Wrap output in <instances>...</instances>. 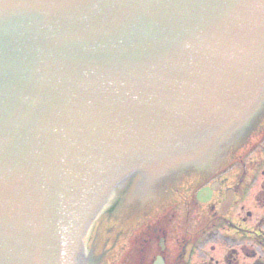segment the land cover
Masks as SVG:
<instances>
[{"label":"water","instance_id":"1","mask_svg":"<svg viewBox=\"0 0 264 264\" xmlns=\"http://www.w3.org/2000/svg\"><path fill=\"white\" fill-rule=\"evenodd\" d=\"M263 92L264 0H0V264H78L117 176Z\"/></svg>","mask_w":264,"mask_h":264},{"label":"flooded vegetation","instance_id":"2","mask_svg":"<svg viewBox=\"0 0 264 264\" xmlns=\"http://www.w3.org/2000/svg\"><path fill=\"white\" fill-rule=\"evenodd\" d=\"M238 133L206 168L172 166L120 183L87 238L88 264H264V107ZM221 236L226 250L216 255Z\"/></svg>","mask_w":264,"mask_h":264},{"label":"rangeland","instance_id":"3","mask_svg":"<svg viewBox=\"0 0 264 264\" xmlns=\"http://www.w3.org/2000/svg\"><path fill=\"white\" fill-rule=\"evenodd\" d=\"M236 138H238V137L236 136ZM239 138H240V136H239ZM230 147H231V145H230ZM205 211H206L205 206H202V205H199L198 208L196 209V212L198 214H200V216H201L202 213H205ZM234 217L236 218L237 216H234ZM249 219L251 220V218H249ZM232 224H233V222H230V226H232ZM242 228H245V226H243ZM232 229H233V227H232ZM214 244H215V247H216V252H215L216 255H220V254H222L226 250V244L224 242L223 236L216 237ZM90 245H92L94 247V249H96V247H95L96 244L95 243L90 244ZM94 249H92L91 252H94Z\"/></svg>","mask_w":264,"mask_h":264}]
</instances>
